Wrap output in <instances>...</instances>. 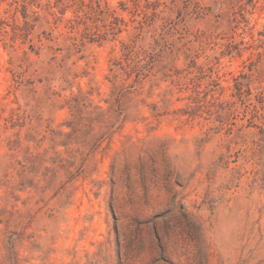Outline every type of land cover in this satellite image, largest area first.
I'll use <instances>...</instances> for the list:
<instances>
[{
  "label": "rangeland",
  "instance_id": "rangeland-1",
  "mask_svg": "<svg viewBox=\"0 0 264 264\" xmlns=\"http://www.w3.org/2000/svg\"><path fill=\"white\" fill-rule=\"evenodd\" d=\"M0 264H264V0H0Z\"/></svg>",
  "mask_w": 264,
  "mask_h": 264
}]
</instances>
